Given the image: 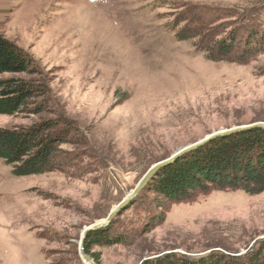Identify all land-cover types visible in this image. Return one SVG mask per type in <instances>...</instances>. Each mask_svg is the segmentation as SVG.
<instances>
[{"label": "rangeland", "instance_id": "obj_1", "mask_svg": "<svg viewBox=\"0 0 264 264\" xmlns=\"http://www.w3.org/2000/svg\"><path fill=\"white\" fill-rule=\"evenodd\" d=\"M200 24L216 40H262L261 53L212 61L199 37L179 41L173 31ZM0 35L31 63L30 73L0 79L23 78L36 91L21 113L0 115V128L52 121L63 134L53 172L17 177L0 159V264L245 259L260 248L264 192L213 191L158 207L144 189L107 228L86 230L155 164L264 123V0H0ZM107 229L88 254L87 237Z\"/></svg>", "mask_w": 264, "mask_h": 264}, {"label": "trees", "instance_id": "obj_2", "mask_svg": "<svg viewBox=\"0 0 264 264\" xmlns=\"http://www.w3.org/2000/svg\"><path fill=\"white\" fill-rule=\"evenodd\" d=\"M204 27L200 24L178 30V26H175L173 31L179 41L196 40L199 37L198 50L215 62L244 64L261 53L258 42L262 40L247 37L244 45L236 40V36L216 40L217 35L213 31L211 34L204 33ZM200 34H203L202 37ZM30 67L25 52L0 35V75L28 74ZM35 93L34 87L23 78L0 79V115L14 116L21 113ZM57 125L58 122L51 121L25 129L0 128V159L12 167L17 177L42 175L57 170L55 155L58 145L63 143V134L56 133ZM145 190L157 196L155 202L158 207H163L165 201L195 202L200 195L213 191H242L250 196L262 194L264 129H253L209 143L160 170ZM108 231L87 237L83 244L85 251L89 254L93 245L106 242ZM148 264H264V243L245 259L216 254L191 261L184 257L168 256Z\"/></svg>", "mask_w": 264, "mask_h": 264}, {"label": "water", "instance_id": "obj_3", "mask_svg": "<svg viewBox=\"0 0 264 264\" xmlns=\"http://www.w3.org/2000/svg\"><path fill=\"white\" fill-rule=\"evenodd\" d=\"M255 127L264 128V123H258V124H254V125H250V126H245V127H240V128H235V129H231V130L215 133L213 135L208 136L204 140L197 142L196 144H193V145H190V146H187V147L181 149L176 154H174L171 158L155 164L145 174V176L139 182V184L134 189V191L108 215V217L105 219V221L101 222V223H98V224H95V225H92L91 227H89L86 230V234H90V233H92L94 231H97V230H100V229H103V228H107L111 224L113 219L121 211H123L133 200H135L140 195V193L148 186V184L151 182L153 177L160 170L172 165L173 163H175L177 160H179L180 158L184 157L188 153L197 150L198 148L206 145L207 143H209V142H211V141H213V140H215L217 138L226 137V136H229V135L241 132V131H245V130H248V129H252V128H255ZM84 257H85V260L87 261V263H89V264H97L89 256L85 255Z\"/></svg>", "mask_w": 264, "mask_h": 264}, {"label": "bare ground", "instance_id": "obj_4", "mask_svg": "<svg viewBox=\"0 0 264 264\" xmlns=\"http://www.w3.org/2000/svg\"><path fill=\"white\" fill-rule=\"evenodd\" d=\"M104 222V221H103Z\"/></svg>", "mask_w": 264, "mask_h": 264}]
</instances>
